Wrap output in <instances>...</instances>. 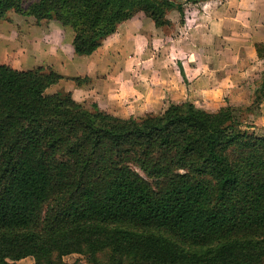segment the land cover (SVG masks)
<instances>
[{
  "label": "trees",
  "instance_id": "16d2710c",
  "mask_svg": "<svg viewBox=\"0 0 264 264\" xmlns=\"http://www.w3.org/2000/svg\"><path fill=\"white\" fill-rule=\"evenodd\" d=\"M25 1L0 0V20L69 25L81 55L138 12L156 26L172 25V9L184 19L176 0ZM64 77L0 63V264H70L71 253L86 264H264V126L250 119L264 75L249 105L186 100L138 118L46 92Z\"/></svg>",
  "mask_w": 264,
  "mask_h": 264
},
{
  "label": "crops",
  "instance_id": "0c3cea01",
  "mask_svg": "<svg viewBox=\"0 0 264 264\" xmlns=\"http://www.w3.org/2000/svg\"><path fill=\"white\" fill-rule=\"evenodd\" d=\"M176 1L183 4L184 19L180 22L179 12L169 10L166 16L171 26H156L144 13L136 14L147 17L150 31L135 27L136 40H128V48L134 52L127 58L124 75L116 74L122 71L121 65L108 62V58L114 52L118 55L116 42L128 36L126 30L136 15L120 23L87 57L93 69L110 63L106 70L86 75L91 82L85 87L92 97L95 90L94 99L102 110L136 116L164 110L170 102L190 100L200 105L196 96L206 97L210 91H226L233 105L251 103L264 75V48L261 45L260 56L256 47L264 45V0ZM139 38L146 43L150 40V44L139 46ZM147 50L149 62L142 56ZM66 89L77 97L83 87L70 85ZM257 124L264 126V111Z\"/></svg>",
  "mask_w": 264,
  "mask_h": 264
},
{
  "label": "rangeland",
  "instance_id": "374dc122",
  "mask_svg": "<svg viewBox=\"0 0 264 264\" xmlns=\"http://www.w3.org/2000/svg\"><path fill=\"white\" fill-rule=\"evenodd\" d=\"M30 1L31 0H26L25 5H27ZM136 26H142L145 31H150L148 30L147 17L145 15H136L135 19H133V23L129 24L126 30L128 36H124L122 41L116 42L115 50H117L118 55L116 56V52H114L109 58L106 56V58H108V62H114L121 65L122 71H117V75H124L128 66L127 58L134 52V50L132 51V49L128 48V43L136 40L133 34H136ZM73 34V30L69 25H63L59 21L53 19H43L38 21L33 16L9 11L3 15L0 20V63H6L19 69L33 68L41 65L51 66L55 70L61 72L65 77L58 83L48 87L46 92L53 93L60 89L68 90L66 88L70 85L83 87V89H79L77 92V97H74V95L73 97L81 104L85 105L89 109H92V104L97 103L94 99V97H96V92L94 90V96L92 97L87 87H85L91 82L90 78L86 75L90 72L94 73L95 71L102 72L103 70H106V64L110 63L107 62L104 66L97 67L96 69L89 67L87 57L90 55H81L73 51ZM138 41L140 42L139 46L141 47H147V44H150V40L146 43L143 39L139 38ZM148 52V50L144 51L145 54L143 53L144 55L142 56L149 62L150 56ZM118 60L119 62H116ZM145 69L148 70L149 68ZM74 77L84 78L85 80L87 77L89 80L79 84L73 79ZM261 80L262 78L260 81ZM225 94L226 91L223 93L221 91H210L206 97L197 95L196 98L200 100L198 101V104L200 105L197 106L211 111L217 110L219 107L230 103ZM254 98L253 93L251 103ZM263 103L264 97L262 96V101L259 104H255L253 112L250 114V119L255 121L256 124L257 122L260 123L263 115ZM97 105L100 108V104ZM118 106L119 105L112 108H117ZM160 111L162 110H159L158 112ZM114 115L124 118L130 116L138 118L142 116L141 114L135 116L128 112H120L119 114ZM261 126L262 124H257L256 130L258 132L262 131ZM64 259L70 264L87 263V257L81 253H71L65 255ZM18 264H34V259L31 256H27L20 259Z\"/></svg>",
  "mask_w": 264,
  "mask_h": 264
}]
</instances>
